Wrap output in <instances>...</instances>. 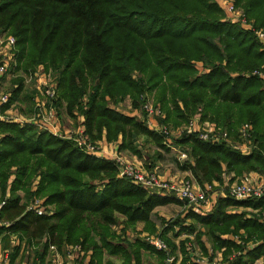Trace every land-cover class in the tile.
I'll list each match as a JSON object with an SVG mask.
<instances>
[{
    "label": "trees",
    "instance_id": "obj_1",
    "mask_svg": "<svg viewBox=\"0 0 264 264\" xmlns=\"http://www.w3.org/2000/svg\"><path fill=\"white\" fill-rule=\"evenodd\" d=\"M231 1L264 30V0ZM224 17L216 0H0V36L15 38L24 69L44 65L57 73L52 104L59 118L82 126L93 142L118 143L119 152L137 156L149 172L162 152L178 148L187 155L178 166L199 187H226L206 214L190 208L170 220L159 217L160 229L155 210L182 207L181 201L119 177L113 161L86 153L73 139L0 120V220L9 223L0 236L3 249H11L9 264L25 246L23 258L40 247L35 256L42 263L51 245L61 253L78 245L90 264H112L107 256L155 264L149 255L157 264H202L189 256L188 239L175 242L184 234L195 236L208 264L217 252L218 264L264 260V196L238 201L228 192L252 173L264 175V44ZM153 91L165 112L161 126L178 129L201 109L200 122L227 132V140L213 143L198 133L166 138L149 127L145 111L133 116L118 109L129 96L139 111L140 97ZM22 93L21 83L1 110L22 101ZM33 95L23 99L32 104L29 115L39 94ZM244 123L251 125L247 153L236 145L243 146ZM35 199L45 214L29 210ZM119 223L121 233L113 228ZM146 233L165 240L168 250L157 251L142 238Z\"/></svg>",
    "mask_w": 264,
    "mask_h": 264
},
{
    "label": "built area",
    "instance_id": "obj_2",
    "mask_svg": "<svg viewBox=\"0 0 264 264\" xmlns=\"http://www.w3.org/2000/svg\"><path fill=\"white\" fill-rule=\"evenodd\" d=\"M218 3L221 6L223 5L225 8L230 22L240 23L245 29L253 31L257 39L264 44V32L255 30L253 26L246 21L245 15H241L233 3L226 0H219ZM8 41L9 45H16L14 38H10ZM11 60L12 58L9 53L0 54V84L11 71ZM39 84V95L35 99V112L30 116V118H24L21 116L22 114L17 116L16 112L14 113V110L11 115V113H8V111H11V108L6 111H2L1 108L5 106L10 99L9 95H3L0 96V120L16 121L21 124H35L42 130H48L53 134L62 137V135L59 134V128L57 127L59 117L52 104L57 98L56 88L44 77L39 79ZM146 110L148 113V124H152L155 128L154 130L163 134L166 138H170L172 136L171 132L166 128H160L157 125L156 120H152V118H154L152 115L155 113L153 109L146 106ZM198 121L199 119L196 118L190 122L188 129L190 133H198L202 140L211 141L213 143H219L222 140H227V132H223L221 129H217L215 127L203 131L200 129ZM243 134L244 137H251V127L247 126L243 130ZM65 138L75 140L78 146L90 155L113 161L118 167L119 177L128 179L132 183L141 186L148 191L157 192L161 195H168L170 197H174L178 201H181L183 203V206L181 207L182 210L192 208L198 214L204 215L212 209L218 198V191H215L211 186L207 187V189H199L196 188L194 180H182L175 182L167 181L161 178L156 172H149L144 167L125 160L123 155L120 153L115 155L110 154L99 141H91V139L85 134L84 128ZM241 148L244 152H247L249 149L247 146H243ZM181 158L186 159V154L183 153ZM228 192L231 197L238 201L260 198L264 196V175L261 176V179L257 183L244 181L242 183L232 185L228 189ZM3 204L4 203L0 205V208ZM29 210H33L38 215L45 214L46 212L45 208L42 206L41 199H35L29 206ZM8 226L9 223L0 220V232ZM1 239L2 236H0V264H9L10 251L3 249ZM147 242L154 246L158 251H167L165 242L159 236L147 238ZM193 251H196V249L194 248ZM49 252L52 256V264H90L88 258L83 259L85 258V252L82 251L78 245L66 247L63 253H61L56 246L51 245ZM196 255H198V251H196ZM196 255L193 253V256L196 257L195 262L208 264V259L206 260L203 257ZM65 257L66 261H64ZM173 260L174 258L170 259L169 263ZM218 263L219 261L216 259L212 264Z\"/></svg>",
    "mask_w": 264,
    "mask_h": 264
},
{
    "label": "rangeland",
    "instance_id": "obj_3",
    "mask_svg": "<svg viewBox=\"0 0 264 264\" xmlns=\"http://www.w3.org/2000/svg\"><path fill=\"white\" fill-rule=\"evenodd\" d=\"M216 1L218 2L219 0H216ZM226 1H230L231 3H233L231 0H226ZM218 5H219L220 9L225 14L224 20L229 21V18L227 17L226 10L223 7V5L221 6L219 3H218ZM237 10L240 12L241 15L242 14L245 15V13L242 10V8L237 7ZM246 21L248 22L247 18H246ZM252 22H248V23L252 24L253 28L255 30H257V28L253 25ZM258 31H263L264 32V30H258ZM0 37H1L0 38V40H1L0 54L9 53L11 58H12V60H11V64H12L11 65V71L0 84V96H3V95L4 96L5 95L11 96L13 90L16 89L17 87L19 88V86H21V83H22V86H23V93H22V96H21L22 101L20 100V101H18L16 103H13V105H11V106L9 104L8 109L11 108V111H8V113H11V115H12L13 110H14V113H15L17 111V110H15L16 107H20L22 112H23V114L21 116L24 117V118H30L31 115H29L30 114L29 112L32 109V104L31 103L29 104L28 100H23V99L26 97V95H29L30 93L34 94L33 96H35L37 93H39V90H38V87L40 86L39 79L42 78V77L46 78L49 82H51L54 86H56L57 85V80H58V75L51 67H47V66H44V65L37 66L35 68H29V69L25 70L24 67H23V62H20L19 59H18V48L16 47V45H12V46L9 45V41L8 40L10 38H14V37H12L10 35H1ZM6 48L8 49V52H7ZM198 67H199L200 71L204 70L203 67H202V64H198ZM20 81H21V83H20ZM140 98L143 101V104H142V107L140 108L139 111H135V110L132 109V99L129 96L126 97V101H124V102L120 103V105H118V109L121 110L124 113H128V114H131L133 116L137 115V113H142L143 111H145L147 116H148V113H147V110H146V106L151 107L153 109V111L155 113H157V114L154 113L152 115L154 117V118H152V120H156V123H157V125L160 128L168 129L171 132V135L176 137L177 139L179 137H181L184 133H190L188 131L190 122L192 120H195L196 118L200 119L198 121V124L200 125V129L203 130V131L208 130L209 128H214L215 127L211 123H208V122L202 123V122H200L201 121V113H202L201 109H199L198 114H196V116L193 117L189 121V123H186V124L180 126L178 129H169L166 126H161L159 121H160V119L165 117V112L163 111V109L160 106V104L157 103L156 92L153 91V92L148 93V94H146L144 96H141ZM43 100H44V98H43ZM14 113H13V115H14ZM148 125L151 128L152 124H148ZM247 126L250 127L251 125L248 124V123L242 124L240 126V128H239V132H240V134L242 136V140H243V143L242 142L241 143L243 144V146H247L249 148V147H251L250 145L252 143L251 137H244V134H243V130ZM215 128H218V127H215ZM151 129H153V128H151ZM218 129H220V128H218ZM172 136H171V138H172ZM236 145H237V147L240 148V150H243L240 147V143L239 142H237ZM251 149L252 148H249L247 150V152H250ZM153 150H155L154 147L152 148L151 153H153ZM247 152H245V153H247ZM177 155H178V153L176 151L172 150L171 158L175 159V157ZM242 182H243V180L236 181V182L232 183L231 186L235 185V184L242 183ZM220 187H222V188H220ZM215 188H219V190L226 189V187H223V186H215ZM222 193H223V190H222ZM181 209L182 208H177V206H176V207H174V210L173 209H170V211L169 210H162L163 211L162 213L166 215L164 217L166 220H170V219L175 218L176 214H177V211L181 210ZM181 211H183V210H181ZM154 216H156L154 218L156 223L159 224L160 229H162V222L160 221V219H158L161 216L159 215V213L155 214ZM122 226H123L122 223L117 224L116 226L113 227L114 231H116L118 233H121ZM5 234L7 235L6 232H5ZM127 235H129L130 239H134L135 236H137L136 233H134V232H128ZM154 236H155V234L151 235L149 233H146V235L143 236L142 238L147 240V238H151V237H154ZM171 236H173L172 233L169 234V237H171ZM16 239L17 238L15 236L12 237V240H11V246L12 247L18 245ZM171 239H173V238L171 237ZM186 239H188V241L186 243V250H187L189 256L192 257V260L195 261V258H196V257L193 256V253L196 255V251H193L194 248L195 249H199L198 250V255H196V256L203 257V251L200 248V246L197 244L194 235L184 234L181 237H179L178 239H175V242L177 244H179L180 241L186 240ZM163 241L165 242V240H163ZM173 241H174V239H173ZM1 243H2V246H3V238L1 239ZM165 245H166L167 250H168L169 246H168L167 242H165ZM25 247H27V246H25ZM25 247H23V249H22V251L20 253L21 258H18L16 260L15 264H52L51 253H49L46 257H44V261L42 263H41V259H39L38 256H35V251L37 249L40 250V247H32L31 249H27V253H28L27 257L28 258L27 257L23 258V253L25 251V249H24ZM9 250L11 251V249H9ZM25 256H26V254H25ZM149 256L152 257L151 260L153 261V263L157 264L156 256H153V255H149ZM88 257H89V255L85 253V258H83V259H87ZM110 257L111 258L109 260H106V261L111 262L112 264H123V261L120 258L114 257V256L113 257L110 256ZM181 257L182 256L179 253V261H180ZM10 261H11V256L9 258V262ZM178 264H179V262H178Z\"/></svg>",
    "mask_w": 264,
    "mask_h": 264
},
{
    "label": "crops",
    "instance_id": "obj_4",
    "mask_svg": "<svg viewBox=\"0 0 264 264\" xmlns=\"http://www.w3.org/2000/svg\"><path fill=\"white\" fill-rule=\"evenodd\" d=\"M128 114V113H126ZM136 114V113H135ZM139 115V113H137V116ZM80 121H83V118L82 117H79L78 118V122ZM59 129V134L62 135V137H68L70 136L72 133H76L77 131H80V129H82V126H76L74 124V121L69 119V118H64V116H62L61 118H59V122H58V126H57ZM151 128H153V130L155 129L154 127L151 126ZM103 147L112 155H115L117 153H120L123 155L124 159L131 162V163H134L138 166H142L145 168V163L144 161H142L141 159H139L137 156L135 155H132L130 153H127V152H119V147H118V143H108L106 142L105 140H101L99 141ZM172 150L176 151L178 153V155L175 157V159H172L171 158V155H172V151L168 154V153H165V152H162L163 153V158L159 161L156 162V166H155V170L153 172H156L161 178L167 180V181H182V180H194L193 179V176L192 174L189 172V171H186V170H182L180 169V167L178 166V161L182 162V158H181V155L183 154L178 148H173L172 147ZM127 153V154H126ZM261 176L262 175H259V174H255V173H252L250 174L248 177H246L244 181H248V182H252V183H257L260 179H261ZM195 182V180H194ZM195 186L196 188H199V189H202L201 187H199L198 184H196L195 182ZM215 186H220L219 184H215ZM217 195L218 197L220 196H223L224 194L222 193V190H218L217 192ZM177 208H181L180 205H177V204H170V205H167V206H161V207H158L156 210H155V213L158 214L164 218L166 215L163 214L162 210H169L170 209H173L174 210V207ZM182 210V209H181ZM181 210H178L177 211V214L176 216L182 212ZM156 217V216H155ZM154 217V218H155ZM155 220V219H154ZM158 227H159V224H157ZM144 228V224H139L137 229L138 231H142ZM160 228V227H159ZM145 235V234H144ZM194 250V249H193ZM199 249H196V251H198ZM209 253L212 254L213 251L212 249L210 248L209 250ZM217 260L220 262L222 260V254L221 252H217ZM111 257L110 256H107L106 257V260H109ZM203 258L204 259H208L207 257H205L203 255ZM64 261H66V257L64 258ZM256 264H264V260H260L258 261Z\"/></svg>",
    "mask_w": 264,
    "mask_h": 264
}]
</instances>
